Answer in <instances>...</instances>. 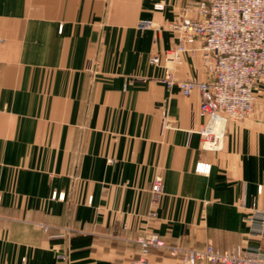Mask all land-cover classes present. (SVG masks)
<instances>
[{"label": "crops", "instance_id": "obj_1", "mask_svg": "<svg viewBox=\"0 0 264 264\" xmlns=\"http://www.w3.org/2000/svg\"><path fill=\"white\" fill-rule=\"evenodd\" d=\"M197 1L0 0V264H131L144 231L185 248L264 249L245 221L253 202L264 211V93L206 151L199 92L168 87L173 64L150 62ZM174 69L206 79L200 52ZM149 264L182 262L153 251Z\"/></svg>", "mask_w": 264, "mask_h": 264}, {"label": "built area", "instance_id": "obj_2", "mask_svg": "<svg viewBox=\"0 0 264 264\" xmlns=\"http://www.w3.org/2000/svg\"><path fill=\"white\" fill-rule=\"evenodd\" d=\"M139 27L155 29L157 37L162 31L148 21ZM167 29L177 36V44L164 56H152L150 62L159 67L167 62L173 64L166 65L162 80L168 87L178 86L185 96L199 92L203 123L198 133L202 148L221 151L228 125L250 118L259 95L264 93V0H198L184 8ZM197 41L202 42L201 48H192ZM188 52L201 53L205 80H179L174 76V68L182 64L183 55ZM196 171L208 174L210 166L199 163ZM164 194L163 176L157 174L151 188L152 216ZM258 194L264 197V185L258 186ZM56 196L54 193L52 197ZM251 210L245 221L255 235L264 238V211L256 209V202ZM136 241L140 256L131 264H149L153 251L167 252L180 258L182 264H264L262 248L238 247L228 252H221L212 244L200 249L185 248L170 245L150 231H144Z\"/></svg>", "mask_w": 264, "mask_h": 264}]
</instances>
